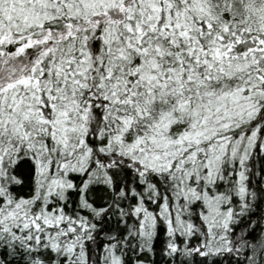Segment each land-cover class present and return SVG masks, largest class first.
<instances>
[{
	"label": "snow or ice",
	"instance_id": "6c2138e0",
	"mask_svg": "<svg viewBox=\"0 0 264 264\" xmlns=\"http://www.w3.org/2000/svg\"><path fill=\"white\" fill-rule=\"evenodd\" d=\"M0 264H264V0H0Z\"/></svg>",
	"mask_w": 264,
	"mask_h": 264
}]
</instances>
